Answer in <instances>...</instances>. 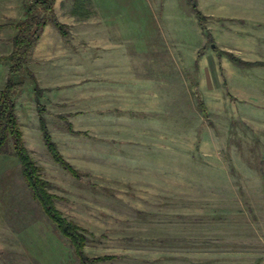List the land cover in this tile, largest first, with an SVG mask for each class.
<instances>
[{
  "label": "rangeland",
  "instance_id": "obj_1",
  "mask_svg": "<svg viewBox=\"0 0 264 264\" xmlns=\"http://www.w3.org/2000/svg\"><path fill=\"white\" fill-rule=\"evenodd\" d=\"M97 2L101 19L84 27L57 5L65 36L47 17L27 63L43 110L28 79L14 96L55 207L88 230V255H116L98 264H264V65L251 63L264 62V0H196L203 27L188 0ZM95 31L117 38L115 55L85 45ZM15 32L0 28V55ZM101 60L119 65L113 78ZM7 70L1 61L0 89ZM40 117L77 175L51 158ZM0 264H78L10 153L0 154Z\"/></svg>",
  "mask_w": 264,
  "mask_h": 264
},
{
  "label": "trees",
  "instance_id": "obj_2",
  "mask_svg": "<svg viewBox=\"0 0 264 264\" xmlns=\"http://www.w3.org/2000/svg\"><path fill=\"white\" fill-rule=\"evenodd\" d=\"M54 2L55 0H32L31 3L24 4L23 18L12 23L0 24V28L12 26L16 29L15 34L11 38L12 46L10 52L6 55H0V62L4 61L8 65L6 80L0 89V154L10 153L16 157L20 164L21 176L26 182L32 198L39 204L57 232L67 241L71 254L78 264H98L101 261L111 260L116 255L90 256L85 252L87 234L90 233L75 221L64 217L55 207L54 195L47 189L49 183L41 177L40 167L24 145L15 113L14 96L22 89L26 79L32 84L37 110L40 112L43 110L39 101L43 89L38 86L27 63L37 39L47 23V17L62 36L67 34L65 25L57 19L53 11ZM188 2L191 5L194 16L201 25L204 15L198 9L196 0H188ZM83 5L84 0H74L72 14H78L81 9H84L82 8ZM227 55L232 62L238 65L250 64V62L242 61L231 53H227ZM251 63L264 65V62L261 61ZM39 122L42 140L51 158L72 175H77V171L65 160L56 143L51 139L42 117H40ZM64 123L66 128L73 132L69 121L65 119Z\"/></svg>",
  "mask_w": 264,
  "mask_h": 264
},
{
  "label": "crops",
  "instance_id": "obj_3",
  "mask_svg": "<svg viewBox=\"0 0 264 264\" xmlns=\"http://www.w3.org/2000/svg\"><path fill=\"white\" fill-rule=\"evenodd\" d=\"M97 1L98 0H84V5L82 7L84 9H81L80 12H78V14H72V8H73L74 0H55L53 9H54L55 14L58 17L59 13L57 12V9H56L57 5H58V7H64L65 6L66 7L65 11H63L62 13L66 12V14H63V15H67V17L70 19L73 18L75 20V22L79 23V26L87 25L88 23H92V22H93V24H97L98 20H100L101 16H102V12L98 8L99 5H98ZM22 2H23V0H0V24L8 22L6 20L10 21V18L13 17L12 14L16 11L19 14H22V10H23V3ZM81 23H82V25H80ZM82 27H84V26H82ZM84 34H85V36L83 38H84L85 45L89 46V47L93 46L97 50L100 49L99 52H102L100 55L106 54V52H110V54H112V55H115L117 53V51H115V46H114V45H116L114 43H117L116 42L117 38L114 37L113 34H107V33L104 34V32L101 33V32H97V31H95L93 33L84 32ZM43 35H44V33L42 31L37 42H36V44H35V46H34V48H33V50H32V54H33V52H35L38 49V46H40L39 42L42 40V38H44ZM78 37H79V41H81V39H80L81 36L79 35ZM92 41H93V44H91ZM42 46H43L42 51L46 55H48L49 50H51V48H52V44H47V45L42 44L41 47ZM82 46H83V48L85 47L84 45H82ZM103 46H106V47L104 48ZM121 52L128 54L127 57L129 59H128L127 63H124L123 66H127V68H129V70L132 74H134L135 71L142 69V68H140V69L138 68V70H137V66H140V65H136L135 61L133 60V57H134L133 52L134 51L132 52V51H129L128 48H124L121 50ZM145 53L148 54L149 50L145 49ZM106 65L103 64V62L101 60L100 63L97 64V69L101 72V75H103V77L113 78L114 74H112V73L115 72L114 69L118 68L117 66H119V65L111 64V65H109V67H108V64H106ZM144 68L145 67L143 66V69ZM108 69H111L110 75L107 73L102 74L104 71H106ZM142 77H144V76H142ZM143 82L144 83H142L138 86L139 88L143 87L144 84L148 82V78L146 79V82L145 81H143ZM147 85H149V84L147 83ZM124 96H126V98L123 101L127 104L128 103L133 104V102L135 101L134 100V96H135L134 91L133 92H131V91L126 92ZM123 99H124V97H123Z\"/></svg>",
  "mask_w": 264,
  "mask_h": 264
}]
</instances>
